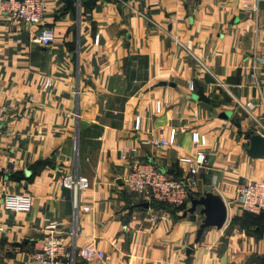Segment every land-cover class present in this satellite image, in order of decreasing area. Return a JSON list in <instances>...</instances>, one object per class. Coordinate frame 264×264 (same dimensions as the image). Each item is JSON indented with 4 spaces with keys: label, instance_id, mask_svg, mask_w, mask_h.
<instances>
[{
    "label": "crops",
    "instance_id": "crops-1",
    "mask_svg": "<svg viewBox=\"0 0 264 264\" xmlns=\"http://www.w3.org/2000/svg\"><path fill=\"white\" fill-rule=\"evenodd\" d=\"M42 31L51 45L35 41ZM0 108V264H29L53 222L72 252L95 244L101 264H264V212L235 201L264 182V158L246 153L264 137V2L47 0L39 27L0 16ZM197 152L181 207L122 185L134 162L183 179ZM65 176L88 180L78 210ZM6 194L30 196L31 210L4 211ZM208 197L226 221L197 239L205 207L191 201Z\"/></svg>",
    "mask_w": 264,
    "mask_h": 264
},
{
    "label": "built area",
    "instance_id": "built-area-1",
    "mask_svg": "<svg viewBox=\"0 0 264 264\" xmlns=\"http://www.w3.org/2000/svg\"><path fill=\"white\" fill-rule=\"evenodd\" d=\"M198 1V0H190ZM257 3L264 0H255ZM47 10V0H0V16L8 17L28 27H39L43 24ZM35 41L40 45L49 46L53 43V37L47 32H40ZM50 81L44 83V89L51 88ZM245 109L252 107L251 103L245 104ZM5 121V111L0 108V127ZM194 143L199 142L197 133H192ZM155 147L162 149L168 145L166 141H155ZM122 159H126L122 155ZM181 162L188 165V175L183 179H173L159 170L151 163L134 162L130 170L125 173L121 182L129 190L135 192L147 203H163L173 207H181L191 197L196 187L195 176L204 167L205 156L197 152L194 159L183 158ZM61 184L63 188L73 194V207L79 209L78 194L87 189L88 180L82 176H65ZM235 201L242 210L249 214H261L264 212V182L255 181L240 185L235 191ZM4 211L12 213H28L31 210L32 200L26 194H6L1 198ZM83 212H88V206L82 207ZM151 217V221H156ZM58 223H51L50 232L42 240L38 241L34 251L29 257V264H74L77 258L80 264H101L106 255L95 244L90 243L76 252L69 250L63 236L56 233ZM2 231V229H0ZM1 254V252H0Z\"/></svg>",
    "mask_w": 264,
    "mask_h": 264
},
{
    "label": "water",
    "instance_id": "water-1",
    "mask_svg": "<svg viewBox=\"0 0 264 264\" xmlns=\"http://www.w3.org/2000/svg\"><path fill=\"white\" fill-rule=\"evenodd\" d=\"M222 118L227 119L228 113H223ZM246 153L252 159L264 158V137L260 134H253L250 137V143ZM191 205L190 212H193L196 206L205 207L206 219L199 227L197 239L201 237L207 228L215 227L220 229L223 227L226 221V207L220 200L208 197L202 200H193L191 201Z\"/></svg>",
    "mask_w": 264,
    "mask_h": 264
}]
</instances>
